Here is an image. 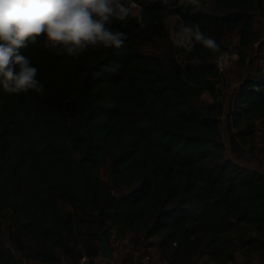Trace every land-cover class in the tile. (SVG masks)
Here are the masks:
<instances>
[{
	"label": "trees",
	"instance_id": "trees-1",
	"mask_svg": "<svg viewBox=\"0 0 264 264\" xmlns=\"http://www.w3.org/2000/svg\"><path fill=\"white\" fill-rule=\"evenodd\" d=\"M134 1L111 25L120 48L70 57L41 36L23 54L44 92L0 88V264L93 260L101 234L149 241L166 264H264V174L225 153L216 65L233 33L246 61L264 0ZM171 16L188 42L168 61L141 51ZM262 59L231 98L234 149L264 121Z\"/></svg>",
	"mask_w": 264,
	"mask_h": 264
},
{
	"label": "clouds",
	"instance_id": "clouds-1",
	"mask_svg": "<svg viewBox=\"0 0 264 264\" xmlns=\"http://www.w3.org/2000/svg\"><path fill=\"white\" fill-rule=\"evenodd\" d=\"M134 7V0H0V88L9 95L44 92L38 69L23 54L41 36L45 48L70 57L120 48L126 36L111 25Z\"/></svg>",
	"mask_w": 264,
	"mask_h": 264
},
{
	"label": "rangeland",
	"instance_id": "rangeland-1",
	"mask_svg": "<svg viewBox=\"0 0 264 264\" xmlns=\"http://www.w3.org/2000/svg\"><path fill=\"white\" fill-rule=\"evenodd\" d=\"M135 15L140 14L139 8H134ZM169 31V36L166 40H159L152 43H142L140 50L152 54L156 57L168 61L171 52H177L186 38V33L179 25V17L171 16L166 21ZM255 30L260 36V41L255 42L247 49V59L245 62L238 60L236 64L220 77L218 85L219 97L218 99L225 100V112L222 122L223 140L225 143V153L228 157L236 159L238 162L246 167L255 168L264 174V121H258L256 132L249 138L248 144L242 145L239 149H234L232 145V133L237 130L231 126V119L228 112L231 108V98L234 91L239 86L240 81L248 75L254 74L258 67H260V58L264 54V15L259 16L258 22L255 25ZM237 34L233 33L228 35L225 40V45L236 44ZM240 58V57H239ZM200 105L211 104L214 98L208 93L204 92L198 100ZM4 220H1V226L4 228ZM34 242V241H33ZM2 243L6 248H11V244L4 233L2 235ZM110 244L113 248L114 258L112 260L105 259L100 255L91 260L86 256L77 264H166L165 260L160 256L156 247H150L149 241L142 239H134L132 236L120 238L118 235L113 234L110 239ZM102 242L95 240L94 246L101 249ZM78 249L86 252L84 246H79ZM62 255V254H61ZM17 256L23 259L24 264H42L37 260H30L24 257V254L17 252ZM57 264H73L72 261L63 256ZM205 264V263H201Z\"/></svg>",
	"mask_w": 264,
	"mask_h": 264
},
{
	"label": "built area",
	"instance_id": "built-area-1",
	"mask_svg": "<svg viewBox=\"0 0 264 264\" xmlns=\"http://www.w3.org/2000/svg\"><path fill=\"white\" fill-rule=\"evenodd\" d=\"M136 7L139 8V5L137 2H135ZM240 53L239 50L236 47V44L232 43L228 45V50L222 53L218 56L216 59V65L218 67V71L220 75L225 74L227 71H229L236 63V61L239 59ZM262 62L264 64V59H262Z\"/></svg>",
	"mask_w": 264,
	"mask_h": 264
},
{
	"label": "water",
	"instance_id": "water-1",
	"mask_svg": "<svg viewBox=\"0 0 264 264\" xmlns=\"http://www.w3.org/2000/svg\"><path fill=\"white\" fill-rule=\"evenodd\" d=\"M101 240H102L101 256L105 259L112 260L114 258V252L110 244V241L103 234H101Z\"/></svg>",
	"mask_w": 264,
	"mask_h": 264
}]
</instances>
